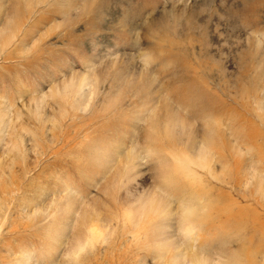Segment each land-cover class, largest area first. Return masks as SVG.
I'll return each instance as SVG.
<instances>
[{
  "label": "rangeland",
  "instance_id": "1",
  "mask_svg": "<svg viewBox=\"0 0 264 264\" xmlns=\"http://www.w3.org/2000/svg\"><path fill=\"white\" fill-rule=\"evenodd\" d=\"M0 264H264V0H0Z\"/></svg>",
  "mask_w": 264,
  "mask_h": 264
}]
</instances>
